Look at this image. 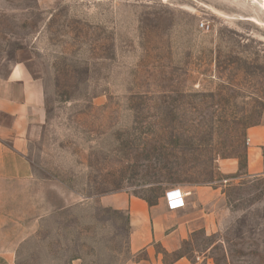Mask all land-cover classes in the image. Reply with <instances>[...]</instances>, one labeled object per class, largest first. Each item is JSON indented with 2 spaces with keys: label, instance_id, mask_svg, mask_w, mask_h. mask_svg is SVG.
I'll return each instance as SVG.
<instances>
[{
  "label": "rangeland",
  "instance_id": "1",
  "mask_svg": "<svg viewBox=\"0 0 264 264\" xmlns=\"http://www.w3.org/2000/svg\"><path fill=\"white\" fill-rule=\"evenodd\" d=\"M16 66L41 117L34 183L4 227L15 264L144 257L129 252L126 213L100 200L156 205L174 188L212 215L180 255L264 264V170H245L248 130L264 123V0H0V78Z\"/></svg>",
  "mask_w": 264,
  "mask_h": 264
},
{
  "label": "crops",
  "instance_id": "2",
  "mask_svg": "<svg viewBox=\"0 0 264 264\" xmlns=\"http://www.w3.org/2000/svg\"><path fill=\"white\" fill-rule=\"evenodd\" d=\"M40 100L37 85L21 67H13L7 77L0 78V264H15V246L6 239L4 227L16 193H21V187L34 183L26 153L33 125L41 117ZM247 139L246 173L260 174L264 170V123L249 129ZM238 168L236 160L219 163L224 175L236 173ZM180 191L185 194V207L179 210H169L164 197L151 207L143 199L127 193L101 198L103 206L126 213L130 254H144L126 264H211L207 250L193 259L179 254L193 235L201 231L204 236L208 234L212 217L204 209H189L192 193ZM195 193L200 195L206 191ZM169 255L174 259L164 258ZM71 264L82 262L73 260Z\"/></svg>",
  "mask_w": 264,
  "mask_h": 264
},
{
  "label": "built area",
  "instance_id": "3",
  "mask_svg": "<svg viewBox=\"0 0 264 264\" xmlns=\"http://www.w3.org/2000/svg\"><path fill=\"white\" fill-rule=\"evenodd\" d=\"M249 141H247L248 143ZM169 210H179L185 207V194L178 188L168 190L164 195Z\"/></svg>",
  "mask_w": 264,
  "mask_h": 264
},
{
  "label": "trees",
  "instance_id": "4",
  "mask_svg": "<svg viewBox=\"0 0 264 264\" xmlns=\"http://www.w3.org/2000/svg\"><path fill=\"white\" fill-rule=\"evenodd\" d=\"M143 200H144V199H143ZM144 201H146V203H147L150 207L155 205L154 202H150V201H147V200H144Z\"/></svg>",
  "mask_w": 264,
  "mask_h": 264
}]
</instances>
